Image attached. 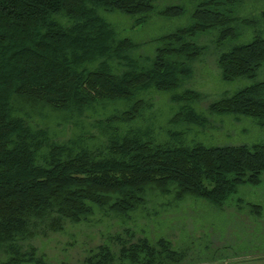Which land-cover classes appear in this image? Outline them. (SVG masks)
I'll return each instance as SVG.
<instances>
[{
  "label": "trees",
  "instance_id": "obj_1",
  "mask_svg": "<svg viewBox=\"0 0 264 264\" xmlns=\"http://www.w3.org/2000/svg\"><path fill=\"white\" fill-rule=\"evenodd\" d=\"M154 3L0 0V264H48L40 255L41 241L64 232L68 223L89 222L95 209L133 220L149 191L173 194L175 202L192 196L210 204L216 231H209L207 246L225 251L221 261L264 257L243 256L245 249L232 254L252 233L245 232V224L264 226V193L257 200L247 193L264 184V141L188 145L190 127L206 134L219 132L220 125L188 103L200 97L197 91L175 93L207 54V47L192 41L195 36L217 30L220 48L239 38L236 23H258L221 11L223 2L203 1L192 24L153 40L159 47L146 63L145 43L122 35L107 15L132 17L135 29L149 21ZM159 14L176 18L184 9L171 6ZM216 58L224 81L248 78L254 84L212 103L209 113L250 119L264 130V80H258L264 38L256 36ZM151 90L174 92L171 100L180 104L169 124L182 122L186 129L170 139L159 138L166 130L157 125L154 104L141 97ZM225 219L237 226L225 222L223 231ZM230 231L234 243L226 244ZM213 237L225 245L216 246ZM172 245L167 239L152 244L127 227L91 251L87 264H115L120 258L181 264L184 252Z\"/></svg>",
  "mask_w": 264,
  "mask_h": 264
},
{
  "label": "rangeland",
  "instance_id": "obj_2",
  "mask_svg": "<svg viewBox=\"0 0 264 264\" xmlns=\"http://www.w3.org/2000/svg\"><path fill=\"white\" fill-rule=\"evenodd\" d=\"M203 1L207 0H155V10L149 21L135 29L131 28L134 24L132 17L119 13L106 15L120 29L122 35L131 37L137 43H145L141 49L143 59L148 63L159 47V44L153 40L192 24V15ZM217 1L225 4L222 5L221 11H231L239 19L255 20L258 24L248 27L236 23L239 29V38L226 42L220 48L216 46L217 30L199 34L192 39L194 43L207 47L208 51L194 64L193 75L187 78L184 85L175 93L181 94L188 89L197 91L200 97L197 100L190 99L188 103L197 113L209 117L212 122L219 123L220 130L219 132L213 131L203 134L199 132L198 128L190 127L191 130L186 134V142L188 145L194 142H202L209 146L218 144L253 145L264 141V130L255 127L250 119L243 118L242 122H237L233 116L225 117L210 114L209 107L224 96H232L254 84V81L248 78H240L233 82L224 81L216 62V56L217 53L225 52L234 46L247 44L256 36L264 38V21L261 19L264 0H243L235 5L229 4L227 0ZM171 6L182 7L184 14L176 18H165L159 14L160 11ZM258 80H264V68L259 73ZM173 95L174 92L154 90L144 92L141 95L154 104L157 125L166 130L159 131L161 140L170 139L172 132H181L186 129L182 122L178 125L169 124V119L180 107V104L172 102L171 97ZM220 120L223 122L220 123ZM246 128L248 133L243 132ZM247 191L249 197L257 200L258 195L264 193V184L257 188H247ZM210 209V204L192 196H189L187 200L175 202L173 194L163 195L159 191H149L147 204L140 208L133 220H128L106 210L95 209L89 222L84 224L68 223L64 232L54 233L47 240L41 241L39 243L40 255L44 256L48 264H87L91 251L99 245L109 244L112 236L119 235L123 233L125 228L130 227L136 231L138 236L148 238L152 244H156L160 239L170 241L174 250L184 252L183 258L181 257V264H264V257L220 260L223 253L225 255V251L215 252L216 250L210 248L211 246H207L209 231H216V228L213 227L214 219L210 217ZM225 222L231 225V229L235 228L238 223L225 219L221 222L223 231L228 226ZM247 227L245 232L248 233V230H252V233L241 242L245 245L240 243L232 254L236 255V252L244 249L243 256L263 254L264 226L256 228L254 226L255 229H253V227L249 228V224H245L244 228ZM230 237L228 236L225 241L226 244L234 243ZM213 242L218 247L225 245L219 237H213ZM228 255L230 256V254ZM214 260L219 261L213 262ZM115 264H132V262L130 260L122 262L120 258Z\"/></svg>",
  "mask_w": 264,
  "mask_h": 264
},
{
  "label": "crops",
  "instance_id": "obj_3",
  "mask_svg": "<svg viewBox=\"0 0 264 264\" xmlns=\"http://www.w3.org/2000/svg\"><path fill=\"white\" fill-rule=\"evenodd\" d=\"M263 212H264V208H263ZM229 230H231L230 228H229ZM228 236L230 237V236H232V232L230 233V232H228V234H227V236H225V240H227L228 239ZM231 238V237H230ZM232 240V239H231Z\"/></svg>",
  "mask_w": 264,
  "mask_h": 264
}]
</instances>
